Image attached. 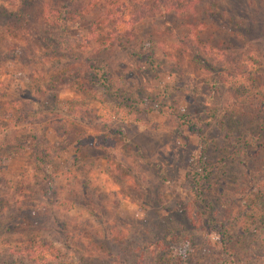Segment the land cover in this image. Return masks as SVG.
Returning <instances> with one entry per match:
<instances>
[{"label":"trees","instance_id":"16d2710c","mask_svg":"<svg viewBox=\"0 0 264 264\" xmlns=\"http://www.w3.org/2000/svg\"><path fill=\"white\" fill-rule=\"evenodd\" d=\"M20 1L27 10L35 4L40 6L31 18L35 23L34 34L28 32L32 37L29 38L26 33L19 34L12 24L0 26V67L6 62L21 63L30 72L33 83L25 86V98L8 103L13 106L10 112L14 122L11 132L1 119L5 120L7 111L0 109V173L8 170L14 161L32 162L47 185L46 189L36 191L40 195L39 200H34L38 207L42 204V194H47L51 204L57 208L61 203L73 205L67 199L64 203L59 200L58 181L68 182V193H73L75 187L76 191L82 192L83 198H89L88 177L92 169L87 174H80L83 166L70 162L66 166L55 159L68 146H75L78 157L83 159L86 148L96 149L101 143L89 146L83 141L88 134L85 125L93 124L89 110L82 108L78 101L73 102L78 103L76 109L70 105L66 111L61 110L56 106L59 102L57 96L65 89L88 92L99 88L115 108L135 114L139 109L136 100L139 94L119 80L105 57L112 48L122 50L135 64L132 77L139 83L137 90L155 89L154 94L147 96L150 100L157 101L162 97L154 111L166 117L176 138H183L185 130L200 138L198 156L194 157L188 172L190 205L186 214L191 218V224H198L200 230L209 231L216 238L219 249L214 264H264V113L262 108H254L264 103V70L256 55L212 46L200 39L196 28L188 24H185L186 30L175 38L178 43L176 50L203 73V84L209 86L214 94L218 90L227 93L228 100L215 124L223 133L225 146L213 148L204 136L203 121L210 119L218 110L204 114V109L192 113L183 109L180 100L174 99L173 89L168 86L164 63L156 56L155 38L140 36L136 32L137 26L148 19L194 16L196 5L201 0ZM7 17L17 21L29 17V14L18 11ZM164 23L168 31L175 32L171 21L164 20ZM77 30L86 34L82 36ZM69 31L75 34L71 35ZM165 103L172 104L166 106ZM246 105L252 110L254 108L255 113L248 112ZM33 119H39L41 123L34 125ZM17 123L24 125L19 127ZM48 127L61 130L62 140L51 142L45 135ZM115 135L121 133L107 132L105 140L112 141L110 139ZM214 149L220 155L219 159H211L210 152ZM234 167L243 168L240 176L233 172ZM26 173L17 176V181L23 184L29 180ZM236 185L240 189L237 190ZM31 192V188L16 187L15 207L20 208L25 203V193ZM5 225L7 221L1 220L0 228ZM4 231H8L7 228ZM95 235L101 236L106 243L124 237L114 224H110L106 231L101 228V233ZM186 240L189 248L195 251L193 239L188 237ZM27 243L22 247H10V250H23V255L37 261L38 257L44 258L45 250L51 249L50 244L44 241ZM253 243L257 246L254 247ZM92 247L94 250L90 251L93 253L88 258L95 255L100 259L110 251L106 245L105 251L99 246ZM188 255L186 259L190 260L193 252ZM172 259L164 262L160 259L157 263L175 264L169 262ZM181 262L187 264L185 260ZM0 264L22 263L13 259L3 261L0 257Z\"/></svg>","mask_w":264,"mask_h":264},{"label":"rangeland","instance_id":"374dc122","mask_svg":"<svg viewBox=\"0 0 264 264\" xmlns=\"http://www.w3.org/2000/svg\"><path fill=\"white\" fill-rule=\"evenodd\" d=\"M39 8L35 4L27 10L20 0H0V26L12 24L19 34L26 33L32 38L30 33L34 34L35 23L31 18ZM18 11L29 14V17L17 21L7 17ZM194 12V16L187 18L148 19L137 26L136 32L140 36L155 38L156 56L164 63L168 86L173 89L174 99L180 100L183 109L190 113L204 109V114L218 110L210 119L203 121V132L213 148H222L225 139L215 124L228 100L227 93L218 90L214 94L209 86L203 84V73L176 50L178 43L175 38L186 30L185 24L192 25L199 38L212 46L253 52L264 70V0H201ZM164 20L171 21L175 32L167 30ZM69 34L75 32L69 31ZM79 34L83 36L86 33L80 30ZM105 57L119 80L139 94L136 99L139 109L135 114H128L115 108L99 88L88 92L65 89L57 96L59 102L56 106L61 110L66 111L70 105L76 109L78 103L89 110L93 124L85 125L88 134L83 141L89 146L101 143L99 148H86L83 159L78 157L75 146H68L55 159L66 166L70 163L83 166L80 174H87L92 169L88 177L89 198H83L82 192L76 191L75 187L73 193H68V182L58 181L59 200L64 203L67 199L73 205L61 203L57 208L51 204L47 194H42V204L38 207L34 200H39L40 195L36 191L47 187L41 180V174L35 171L32 162H12L8 170L0 173V221H7V225L0 228L1 259L20 260L22 264H156L160 259L164 262L173 258L169 262L181 264V260H185L187 264H214L219 249L216 238L209 231L200 230L198 224H191V218L186 214L190 205L188 172L194 157L198 156L200 138L187 130L183 138H176L166 117L154 111L162 97L157 101L150 100L147 96L154 94L155 89L137 90L139 83L132 77L135 64L126 52L112 48ZM30 77V72L21 63L6 62L0 67V109L7 111L5 120L1 119L10 132L14 125L10 114L13 106L8 103L25 98V86L33 83ZM165 104L170 106L172 103ZM246 107H249L248 112L255 113L254 108H262L264 113V103L253 110L249 105ZM33 122L34 125L41 123L39 119H33ZM46 130L47 134H44L51 142L62 140L61 130L51 127ZM112 131L121 135H115L110 139L112 141L105 140L107 132ZM210 155L212 160L220 158L215 149ZM233 169L239 176L243 171L241 167ZM25 172L29 180L22 184V181H17V176ZM22 186L31 188L32 192L25 193V203L17 208L14 195L16 187L20 189ZM235 188L240 189L239 185ZM110 224L122 232L124 237L121 240L113 239L112 243H106L101 236L96 237L101 228L106 231ZM5 228L8 231H4ZM188 237L193 239L195 251L189 248ZM37 241L51 246L43 252L44 258L38 257L37 261L23 255V250H10V247H22L28 245L27 242ZM94 245L103 251L110 247V251L100 259L95 255L88 258ZM252 245L257 246L256 243ZM190 252L193 255L187 260Z\"/></svg>","mask_w":264,"mask_h":264}]
</instances>
